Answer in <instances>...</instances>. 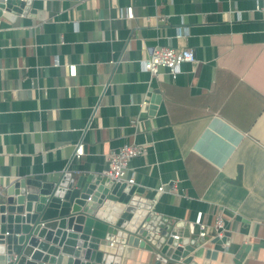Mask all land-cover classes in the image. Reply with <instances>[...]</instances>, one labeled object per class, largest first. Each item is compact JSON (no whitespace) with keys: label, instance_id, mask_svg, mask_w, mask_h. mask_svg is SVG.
<instances>
[{"label":"crops","instance_id":"0c3cea01","mask_svg":"<svg viewBox=\"0 0 264 264\" xmlns=\"http://www.w3.org/2000/svg\"><path fill=\"white\" fill-rule=\"evenodd\" d=\"M31 10L0 16V190L24 176L101 178L114 151L143 146L128 171L153 204L134 209L141 228L181 235L197 264H264V0H34ZM158 47L196 60L175 79L154 76L141 60ZM217 216L225 235L198 239L199 222ZM121 246L119 264H183Z\"/></svg>","mask_w":264,"mask_h":264},{"label":"water","instance_id":"95a60500","mask_svg":"<svg viewBox=\"0 0 264 264\" xmlns=\"http://www.w3.org/2000/svg\"><path fill=\"white\" fill-rule=\"evenodd\" d=\"M33 1L0 0V16L32 15ZM152 205L107 176L15 178L0 196V264H119L121 243L156 251L158 261L197 264L189 242L177 246L173 233L166 240L139 226L134 209Z\"/></svg>","mask_w":264,"mask_h":264},{"label":"built area","instance_id":"2783aa9c","mask_svg":"<svg viewBox=\"0 0 264 264\" xmlns=\"http://www.w3.org/2000/svg\"><path fill=\"white\" fill-rule=\"evenodd\" d=\"M127 18H133L132 7L126 10ZM196 60L193 50L188 48H172V47H158L154 49L152 54L146 60H141V66L144 70L149 71L154 76H158L161 70L166 71L171 78L175 79L181 72V68L185 63H191ZM69 74L75 76V66H68ZM146 153V148L139 145L125 144L118 150L114 151L109 158V169L106 176L115 182H124L128 185L135 184V178L128 177L130 162ZM76 155L78 157L83 155V145H78L76 148ZM165 187H159V191H164ZM2 191L0 190V196ZM199 232L198 239H206L211 236L212 230L215 237H223L225 235L226 227L225 220L221 216H217L214 224L210 225L204 222L198 224ZM172 237L177 241V246H183L184 238L176 233Z\"/></svg>","mask_w":264,"mask_h":264}]
</instances>
